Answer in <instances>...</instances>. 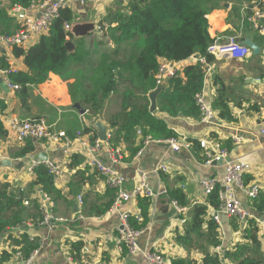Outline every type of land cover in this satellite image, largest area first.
<instances>
[{"label": "crops", "instance_id": "crops-1", "mask_svg": "<svg viewBox=\"0 0 264 264\" xmlns=\"http://www.w3.org/2000/svg\"><path fill=\"white\" fill-rule=\"evenodd\" d=\"M128 1L130 0H63L66 8L73 14L72 25L91 22L97 27L94 33L85 38L72 37L70 40L75 47L72 53H76L78 59L69 61L61 75L50 73L44 83L30 86L24 105L17 92L9 86L8 93L0 89V129L4 133L0 134V183L8 184L11 192L19 191L29 195L22 203L25 209L22 225L7 230L0 238V254L3 251L20 250V255L11 264H25L28 258H24L23 245L16 246L7 239V236L12 234L16 238L26 235L37 244L36 251L30 255L32 260L29 264H145L141 255H130L124 248L117 246L119 216L108 212L109 210L103 213L112 198L116 197V190L111 188L106 178L89 163L84 152L76 151L78 141L93 145L98 140V133L92 123L99 119L109 128L108 140L102 143L103 147L108 145L119 151L123 160L120 164H114L108 152L103 149L96 155L97 162L111 168L122 178L124 192L130 194L138 183L139 175L146 178L152 192V196L147 198V221L138 238L140 250L160 254L165 264H171L172 260L202 264V259L207 253L219 255L222 259L225 252L232 251L237 244L246 241L244 231L248 220H253L258 227L260 253L264 256V229L261 227L264 212H258L247 195V191L255 189L256 198L264 196V134L261 133L264 129V23H261V19H264V0H225L218 2L213 8L210 6L216 0H212V3L204 2L208 10L205 18L207 33L211 39L209 46L223 48L228 45L230 39L242 43L248 38L259 47L260 52L253 56L250 50L246 58L234 60L227 52L216 51L209 55L211 62L206 61L204 65L206 80L204 81L203 77L204 87L200 94H203L206 104L211 108L212 101L219 95L223 86L226 96L232 102L230 110L236 122L220 121L217 112L213 113L214 121L220 124L210 126L204 125L201 119L168 117L158 111L157 102V109L152 115L166 120L168 127L176 135L175 141L181 144L178 151H174L165 143L155 141L146 145L143 143L140 148L141 134L137 132V140L133 144H127L121 139L111 142L115 128L111 129L110 122L121 112L122 105L117 93L109 94L98 117L94 119L88 117L87 104L78 102L83 99L86 91V77L90 75L91 67L99 65L102 54L114 50V45L108 40L109 30L115 28L118 16L126 13ZM0 10L5 11L12 19L10 33L19 30L23 14L13 12L10 0H0ZM24 11L26 15L35 18L39 16L38 11ZM256 11L262 15L256 23L258 27L250 21ZM36 42L33 38L22 48H29ZM2 49L4 48L0 46V50ZM125 49L124 61L127 63L132 51L130 46ZM4 50L5 54L0 51V59L4 58L10 70L13 73L25 72L22 59H15L11 49ZM118 55L114 59L124 64ZM197 56L199 55H194ZM187 61L177 62V67L182 71L187 66ZM3 72L4 70L0 69V77L8 83L7 74ZM128 76L129 74L125 73L124 79ZM124 87H127L126 82L120 85L119 90ZM71 94L76 101H73ZM75 103L81 106L85 115H79L73 108ZM15 119H35L51 127L53 132L64 133L65 138L57 143L45 139H28L18 143L11 129V122ZM235 134L239 136L237 142L233 139ZM201 140L207 141L209 145H218L220 148L223 146L225 149H221L226 153L224 159L206 165L204 150L188 143L194 141L196 144ZM27 141H32L34 151L20 158L18 153ZM184 141L188 143L187 147L181 143ZM229 142L232 145L227 146ZM136 147L137 153L132 154V149ZM39 154L44 155L47 163L54 164L59 171L58 176L54 177V187L59 193L57 196H47L43 192V196H40L39 188L32 186L35 176L28 169L31 167L33 170L34 165L45 163L31 160L32 157L36 160ZM73 156L76 159H72ZM237 161L245 163L248 167L243 175L242 187L232 186V191L246 214V223L242 225L243 219L233 218L236 224V227H233L230 223L232 220L220 214L219 246L213 247L209 245L207 237H197L195 234L190 236L189 246L178 243L176 238L184 235L192 207L207 205L204 184L210 180L222 179L226 165ZM159 167H163L164 171L158 170ZM221 188L220 194L223 193ZM173 189H178L184 194V207L188 208L186 214H178L170 201L168 192ZM78 197L82 199L81 204L77 200ZM129 200L123 204V208L130 211L132 217L137 218L136 214L140 212L137 201L133 198ZM24 202L28 204L24 205ZM220 205H223L222 200ZM46 215L50 218L42 224ZM214 215L215 210L209 207L205 221ZM205 233L206 224H203L200 234ZM76 244H80L78 250L73 246ZM222 264L233 263L223 259Z\"/></svg>", "mask_w": 264, "mask_h": 264}, {"label": "trees", "instance_id": "trees-1", "mask_svg": "<svg viewBox=\"0 0 264 264\" xmlns=\"http://www.w3.org/2000/svg\"><path fill=\"white\" fill-rule=\"evenodd\" d=\"M220 1L225 0H216L213 3L212 0H130L127 2L126 13L119 15L118 21H115V28L109 30L108 40L114 45V50H108L107 53L102 54L99 65L91 67L90 75L86 77L88 80L83 99L78 100L87 104L88 117L94 119L98 117L109 94L119 95L122 104L121 112L110 122L111 129L115 128L111 142H118L121 139L127 144H133L137 140V130L141 133L140 148L147 138L153 142L176 139L175 133L168 127L165 119L148 112L146 94L155 89V76L162 62H182L194 55L202 56L206 61L211 62V56L206 53L211 39L207 33L208 25L205 15L208 10L204 2L212 3L210 7L213 8ZM31 2L32 0H10V5L12 8L27 9ZM11 22L12 19L6 15L5 11L0 10V34L12 32ZM65 23H73V14L69 8L58 11L57 16L48 26L47 34L39 37L34 45L26 49L20 47L11 49L15 59H22L26 68L25 72L13 73L4 58L0 59V69L7 72L9 83L19 86L16 92L23 105L28 98L30 86L44 83L50 73L61 75L69 61L78 59L76 53H69L65 48V43L72 39L71 34L63 29ZM127 46H130L132 52L126 63L124 59ZM122 48L123 51H121ZM110 55L112 57H109ZM117 55L123 59L124 64L114 59ZM125 73L129 74L127 79H124ZM204 73L203 65H188L181 71V76L169 79L167 88L157 99L158 111L168 117L200 120L201 111L195 96L201 93L204 87ZM125 82L127 87L119 90L120 85ZM71 98L73 101L77 100L72 94ZM231 103L224 87L221 86V91L212 101L210 109L213 113L217 112V118L220 121L233 123L236 121L230 110ZM36 120L39 119L36 118ZM0 134H4L1 129ZM193 142L188 141L192 147H199V141L196 144ZM230 144L231 142L227 146ZM221 148L225 149L223 146ZM137 150L138 147L133 148L132 154H136ZM33 151L32 141H27L18 156L23 158ZM72 159L76 157L73 156ZM32 173L35 176L33 187H38L47 196L59 194L54 187V177L46 167L38 165L33 168ZM219 192L220 187L216 186L207 196V205L192 207L189 214L190 221L184 235L176 238L178 243L189 246L190 236L195 234L197 237H207L209 245L213 247L220 245L219 225L214 222L213 217L205 221L209 207L214 210L220 207ZM24 194L19 191L11 192L8 184L0 183V238L7 230L22 225L25 215L22 203L29 196ZM168 196L170 201L178 206H186L184 194L180 190H170ZM114 198L115 196L103 213L110 209ZM135 200L140 214L137 218L130 217L128 222L132 229L142 230L147 221L149 199L139 196ZM250 201L258 212H264V196L251 198ZM230 221L231 225L236 227L235 220L230 219ZM203 224H206L205 235L200 234ZM244 232L246 238L244 243L237 244L232 251L225 252L222 259L219 255L207 253L202 259V264H222L223 259L233 264H264L256 223L248 220ZM7 239L16 246L23 245L24 258H29L38 247L36 243H33V239L26 235L16 238L9 234ZM73 246L76 250L80 248V244ZM20 253V250L3 251L0 254V264H11ZM171 264L193 263L172 260Z\"/></svg>", "mask_w": 264, "mask_h": 264}, {"label": "built area", "instance_id": "built-area-1", "mask_svg": "<svg viewBox=\"0 0 264 264\" xmlns=\"http://www.w3.org/2000/svg\"><path fill=\"white\" fill-rule=\"evenodd\" d=\"M62 8H66L65 2L63 0H32L30 6L27 9H21L18 7L13 8V12L22 13V25L19 30L10 34H0V46L4 49H12L13 47L22 48L29 40L35 38L36 40L39 37L47 34L48 26L50 22L57 16L58 11ZM38 11L39 16L35 18L32 15H26L24 11ZM262 17L259 11H256L253 16L250 18L251 23L257 26L258 20ZM73 25L69 23H65L63 25V29L65 32H70ZM216 51H224L229 54V56L234 60H242L246 58L250 49L244 46L241 42L236 41L234 39H230L229 43L226 47L216 48L211 45L207 47L206 53L208 55L215 53ZM186 65H205L206 59L202 56L190 57L187 59ZM180 63V62H179ZM179 63H168L162 62L157 70L155 76V85L159 86L163 82H168L169 79L173 77H177L180 74V69L177 65ZM205 68V67H204ZM206 72V69H205ZM208 72V70H207ZM7 72L4 71L3 74ZM206 80L204 73V81ZM10 89L17 91L19 89L18 85L6 83ZM155 87V88H156ZM196 102L201 111V122L209 123L213 118L214 114L210 109V106L206 104L203 94H197L195 96ZM11 129L14 132L16 141L21 143L28 139L42 140L45 139L51 143H57L59 140L65 138V134L62 132H53L51 127L46 126L42 122L32 121L30 119L26 120H18L15 119L11 122ZM137 133L140 135V131L137 130ZM261 133L264 134V129L261 130ZM234 141L237 142L239 139L234 136ZM148 138L144 141V144L151 143ZM156 143H165L169 147H171L174 151H178L181 147V144H178L175 139H169L165 141H155ZM183 146L187 147V142H181ZM199 146L202 150H204V155L206 157L205 164L210 165L213 162H218L224 159L226 153L222 150L218 145H209L207 141L201 140L199 141ZM216 146V147H215ZM215 147V148H213ZM105 150L108 152L111 161L114 164H120L123 160V156L117 150L112 149L110 146L105 145L99 142L98 140L93 145H88L86 142L78 141L76 145V151L81 153H85L88 156L89 163L95 167L98 172L106 178L108 185L116 190V197L114 198L112 205L108 212L116 213L119 216L120 226L118 229V236L116 240V244L119 248H124L130 255H141L145 261V264H165L163 257L152 251H143L139 249L138 238L142 234V230H134L129 225L128 220L132 217V214L128 210H124L123 204L128 202L131 198L135 199L139 196L149 198L152 196V192L147 184L146 178L143 175H139L138 183L134 187V189L130 192V194L124 192L122 190L123 180L119 177L111 168H107L96 160V155L100 152V150ZM218 152V153H217ZM38 165H43L46 167L53 177H57L59 171L57 167L52 163H40L34 165V167ZM248 167L245 163L241 161H237L234 163H228L225 167V175L220 180H210L204 184V193L205 195H209L216 186L222 187L224 192L220 194L219 199L222 200L223 205L219 207V209L215 210V215L213 216V220L215 223L219 225V215L223 214L228 219L238 218L244 219L246 214L241 209V203L235 197L232 186L236 185L238 187H242L243 175L247 171ZM32 171L30 167L28 169ZM158 170L164 171L163 167H159ZM247 195L249 198H256L257 191L252 189L247 191ZM78 202L81 204V197L77 198ZM130 201V200H129ZM28 202H24V205H27ZM175 210L178 214H186L188 212V208L180 207L175 202H172ZM140 214L137 213L138 217ZM50 218L49 215H46L43 218L42 224L46 222ZM262 229H264V222L261 224ZM17 254L16 257H18ZM32 260V256H30L25 264H29Z\"/></svg>", "mask_w": 264, "mask_h": 264}, {"label": "water", "instance_id": "water-1", "mask_svg": "<svg viewBox=\"0 0 264 264\" xmlns=\"http://www.w3.org/2000/svg\"><path fill=\"white\" fill-rule=\"evenodd\" d=\"M261 23H264V19H261ZM97 27L91 23V22H84V23H76L73 25L70 34L72 37L78 39V38H85L87 37L89 34L94 33L95 29ZM242 44L246 47H248L251 50V53L253 56H257L260 52L259 47H257L255 44H253L250 39L245 38L242 42ZM65 48L67 50V52L72 53L75 50V47L73 45V43L71 41H67L65 43ZM2 52V54H5V50L2 49L0 50ZM0 89L4 92V93H8V86L7 84L4 82V80H2V78L0 77ZM166 89V82L161 83L159 86H157L154 90H152L151 92H149L147 94V98L149 101V107H148V111L150 114H154L156 109H157V99L159 97V95L165 91ZM73 108L79 113V115L83 116L85 115V111L81 108V106L77 103H75L73 105ZM204 125H207L208 123H203ZM216 124H220L219 122H216ZM92 127L97 131L98 133V141L101 143H106L108 140V126L104 125L101 120L97 119L92 123ZM236 135V134H235ZM234 135V136H235ZM236 137L238 138L239 136L236 135ZM31 160L33 161H37V162H47V158L42 155L39 154L38 157L35 158L32 157ZM222 192H224V189H221ZM38 193L40 196H43L42 190L39 189ZM246 223V217L243 219L242 221V225H244Z\"/></svg>", "mask_w": 264, "mask_h": 264}, {"label": "rangeland", "instance_id": "rangeland-1", "mask_svg": "<svg viewBox=\"0 0 264 264\" xmlns=\"http://www.w3.org/2000/svg\"><path fill=\"white\" fill-rule=\"evenodd\" d=\"M139 44H141V43H139ZM211 124H216V122L214 121V118L207 125L210 126Z\"/></svg>", "mask_w": 264, "mask_h": 264}]
</instances>
